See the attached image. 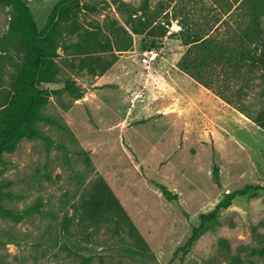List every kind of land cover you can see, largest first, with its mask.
<instances>
[{
    "label": "rangeland",
    "instance_id": "374dc122",
    "mask_svg": "<svg viewBox=\"0 0 264 264\" xmlns=\"http://www.w3.org/2000/svg\"><path fill=\"white\" fill-rule=\"evenodd\" d=\"M57 2L0 5V105L17 86L24 99L36 97L32 133L1 153L0 204L22 216L0 215V264H264V242L245 254L255 245L251 227L264 234V129L179 69L186 46L169 36L183 24L200 33L236 29L240 1L70 0L49 23ZM151 12L167 34L131 33L127 22ZM27 36L55 63L53 81H43L49 68L32 67ZM95 39H109L118 55L102 75L78 67L77 43ZM149 48L157 59L143 65ZM100 179L141 242L111 220L76 223L84 192ZM245 186L182 257L201 214Z\"/></svg>",
    "mask_w": 264,
    "mask_h": 264
},
{
    "label": "trees",
    "instance_id": "16d2710c",
    "mask_svg": "<svg viewBox=\"0 0 264 264\" xmlns=\"http://www.w3.org/2000/svg\"><path fill=\"white\" fill-rule=\"evenodd\" d=\"M69 1L58 0L53 7L49 23L58 12L64 9ZM239 1L238 8L241 10V18L236 29L227 30L225 34L214 33V28L208 32L200 33L183 24L179 32L170 33L169 36L180 39L182 44L186 46L177 63L179 69L264 129V0ZM0 5L15 7L17 0H0ZM25 10V13L29 14L27 9ZM157 16L158 14L155 12L147 13V15L140 16L138 20L131 19L127 25L133 34L140 35L150 31V35L153 37L165 36L168 29L164 24L152 25ZM30 23L33 25L31 20ZM165 24L168 25V23ZM115 29L120 30L129 39L131 38L123 26L114 25ZM114 30L110 33H117ZM27 42L34 54L31 61L32 67L35 70L42 67L49 68L50 75L43 81H53L54 75L58 72L55 63L50 57H42L41 46L34 44L35 41L28 39V36ZM77 46L84 51L83 57L79 59L78 67L86 69L92 75H102L118 59L117 53L113 52V45L109 39L106 41L95 39L92 44L85 41L78 42ZM115 50L122 51L126 48ZM96 51H107L112 52V54L110 56L101 55L96 54ZM26 84L30 85L31 81ZM64 84L67 88L74 90V83L70 79H65ZM24 96L25 94L17 86L0 105L2 107L0 116L4 117L0 127V158L2 152L14 151L17 142L21 138L29 136L33 131L30 122L32 120L31 114L35 110L32 102L33 98L36 97L24 99ZM249 96H254L260 102L261 105L257 109L252 110L251 104L245 101ZM3 187L5 185L0 182V193ZM249 188L252 186H245L229 193L224 200L215 205L212 211L201 214L199 224L192 228L191 236L182 249L184 251L182 257L193 247L194 241L206 222L213 219L220 209L227 208L234 197L247 194ZM38 208L39 205L36 204L26 209V212L31 209L38 210ZM0 215L12 219H20L22 216V214L14 213L1 204ZM106 220L114 221L116 225L126 227L133 238L138 242L142 241L116 196L107 183L100 179L93 182L84 192L76 223L86 228H96ZM68 227L69 222L65 219L63 228L68 229ZM251 236L255 245L251 246L249 253H245L247 255L259 252L260 247L256 246L264 242V234L260 233L256 226L251 227ZM182 263L185 264L184 259Z\"/></svg>",
    "mask_w": 264,
    "mask_h": 264
},
{
    "label": "built area",
    "instance_id": "2783aa9c",
    "mask_svg": "<svg viewBox=\"0 0 264 264\" xmlns=\"http://www.w3.org/2000/svg\"><path fill=\"white\" fill-rule=\"evenodd\" d=\"M157 56H158V53L154 49L152 48L147 49L141 58L142 64L148 65L154 62L157 59Z\"/></svg>",
    "mask_w": 264,
    "mask_h": 264
}]
</instances>
